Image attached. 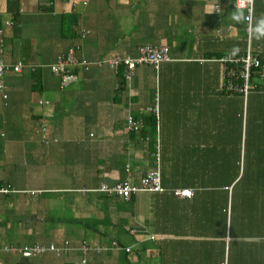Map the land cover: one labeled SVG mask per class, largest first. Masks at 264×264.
I'll list each match as a JSON object with an SVG mask.
<instances>
[{
  "label": "crops",
  "instance_id": "crops-1",
  "mask_svg": "<svg viewBox=\"0 0 264 264\" xmlns=\"http://www.w3.org/2000/svg\"><path fill=\"white\" fill-rule=\"evenodd\" d=\"M234 2L0 0L4 61L22 63L0 95V264H264V86L229 88L224 61L249 48L264 63V38L233 20L246 14ZM261 16L264 0H253L250 23ZM144 45L167 46L169 61L136 66L128 82L98 65ZM74 47L93 65L61 88L49 66ZM155 103L154 128L127 129ZM156 142L162 187L190 198L97 191L136 185ZM241 169L251 196L234 192ZM64 242L58 256L4 250Z\"/></svg>",
  "mask_w": 264,
  "mask_h": 264
},
{
  "label": "built area",
  "instance_id": "built-area-1",
  "mask_svg": "<svg viewBox=\"0 0 264 264\" xmlns=\"http://www.w3.org/2000/svg\"><path fill=\"white\" fill-rule=\"evenodd\" d=\"M234 6L246 12L245 16L249 19L245 21L249 24L252 19L253 13V0H235ZM215 8H218L215 6ZM217 11V10H216ZM169 61L168 57V47L165 45L158 46H150L144 45L139 47L138 56L136 58L129 57H113L107 59L105 61L99 62L98 65H107L113 73L121 78V80L128 82L134 72L136 66L140 64H148L154 69H158L159 65L162 62ZM224 61H230L233 63H239L241 65V69L239 71V78L242 80L240 85H235L233 83L227 84L229 88L235 89L244 95H247L248 91L252 88V84L250 82L251 70L257 69L256 75L260 81V84L264 86V64H262L259 60V57L256 53H254L251 49L247 48L245 54L237 59L228 58ZM93 64L88 62L85 59H81L76 56V48H70L66 53L59 54L56 56L55 61L49 66L50 72L57 76L60 80V87L63 88L73 82L76 79V76L73 74L74 69L79 68L81 70L87 71ZM8 67H11L12 71L15 73H20L22 68L21 62H16L14 65L8 66L4 61V34L3 30L0 28V95L3 99L7 97L4 92V82L3 77ZM123 67V72L120 74L121 68ZM226 76L231 77L235 76V71L228 70L226 71ZM236 77V76H235ZM256 77V76H255ZM40 103H43L41 101ZM46 103V102H45ZM147 114L152 115L155 119H157L159 115V109L157 103L153 106L148 107L146 109ZM126 127L130 131H138L141 127V121L137 120L133 116L129 115L126 120ZM38 133L41 136L42 141H46V128L44 125L39 127ZM158 142H156L155 146V167L151 171L147 172L144 176L139 179V182L136 185L131 184L129 179H125V181L117 183L113 186L102 185L97 190L98 192L107 195L117 197L119 199L127 200L131 195L139 192H148V193H164L166 189H164L161 185V176L159 169V150H158ZM172 194L176 197L180 198H190L192 196V191L188 189H175L171 190ZM0 193H7L4 188L0 189ZM115 245V243H114ZM69 244L68 242H64L62 247L58 248L54 245H50L49 247H44L43 245L34 244L32 246H21L19 248H4L5 251L11 250L13 253L17 252L22 257L31 258L36 257L37 255H41L46 251L53 252L55 255H60L62 252L68 250ZM80 250L83 254H85L89 250V246L82 242L80 246ZM126 251H129L127 249ZM85 259L81 260V264H85Z\"/></svg>",
  "mask_w": 264,
  "mask_h": 264
},
{
  "label": "trees",
  "instance_id": "trees-1",
  "mask_svg": "<svg viewBox=\"0 0 264 264\" xmlns=\"http://www.w3.org/2000/svg\"><path fill=\"white\" fill-rule=\"evenodd\" d=\"M0 28H1V26H0ZM234 58H237V57H234ZM239 58V57H238ZM262 63V62H261ZM264 64V63H263ZM240 69H241V65L239 64V63H230V65H229V71L230 70H232V71H235V76L233 77V76H229V77H225L226 78V82L228 83H233V84H235V85H240L241 84V79L239 78V71H240ZM255 69L254 70H252V72H251V81L250 82H255V79H253V77L255 78V76L256 77H258L257 75H256V73H255ZM123 72V68H121V71H120V74ZM121 79V78H120ZM156 121H155V118L153 117V116H149V117H146V118H142L141 119V127L143 126V125H146V126H149V127H153L154 128V126H155V123ZM140 127V128H141ZM246 133H247V129H246ZM247 174V173H246ZM248 175V177H247V180H246V182L248 183V186L249 187H252V179H251V177H252V175H250V174H247ZM241 179H239L237 182H239ZM236 182V183H237ZM253 194V191H251V189L250 188H248L247 190H246V194H245V197L247 196V195H252ZM244 196V195H243Z\"/></svg>",
  "mask_w": 264,
  "mask_h": 264
},
{
  "label": "clouds",
  "instance_id": "clouds-1",
  "mask_svg": "<svg viewBox=\"0 0 264 264\" xmlns=\"http://www.w3.org/2000/svg\"><path fill=\"white\" fill-rule=\"evenodd\" d=\"M233 20L236 22H242L243 20L249 19L244 16L242 11H238L233 15ZM250 34L257 40L264 38V16L256 19L255 23H249L248 25ZM233 51H238L237 47H234Z\"/></svg>",
  "mask_w": 264,
  "mask_h": 264
},
{
  "label": "rangeland",
  "instance_id": "rangeland-1",
  "mask_svg": "<svg viewBox=\"0 0 264 264\" xmlns=\"http://www.w3.org/2000/svg\"><path fill=\"white\" fill-rule=\"evenodd\" d=\"M240 58V57H239ZM263 64V63H262ZM252 70H254V69H252ZM252 70H251V72H252ZM256 71H257V69H255ZM256 71H255V73H256ZM250 78H251V76H250ZM254 78V77H253ZM250 81H251V79H250ZM241 83H242V80H241ZM252 84V83H251ZM241 93V92H240ZM46 128V127H45ZM151 171V170H150ZM149 172V171H148ZM144 176V175H143ZM247 177H248V175L246 174V171H243V169H241V171H240V174H239V177H238V179L236 180V182L239 180V179H241L239 182H237V185L235 186V189H234V192H236V194L238 193V194H240L242 197H245V194H246V190L248 189V188H251V187H249L248 186V183L246 182V180H247ZM141 178V177H140ZM139 182V181H138ZM235 182V183H236ZM167 191H169L171 194H172V192H171V190H166L165 192H167ZM164 192V193H165ZM140 193V192H139ZM148 193V192H147ZM173 195V194H172ZM244 195V196H243ZM132 196V195H131ZM176 197V196H175ZM23 219H24V217H22V219H21V221L24 223V221H23ZM23 223H21V224H23Z\"/></svg>",
  "mask_w": 264,
  "mask_h": 264
}]
</instances>
